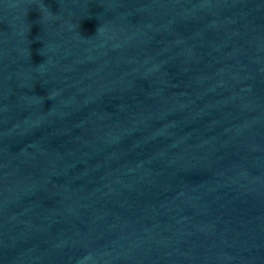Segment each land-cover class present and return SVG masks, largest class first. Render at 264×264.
I'll return each instance as SVG.
<instances>
[{
	"label": "water",
	"instance_id": "water-1",
	"mask_svg": "<svg viewBox=\"0 0 264 264\" xmlns=\"http://www.w3.org/2000/svg\"><path fill=\"white\" fill-rule=\"evenodd\" d=\"M0 264H264V0H0Z\"/></svg>",
	"mask_w": 264,
	"mask_h": 264
}]
</instances>
